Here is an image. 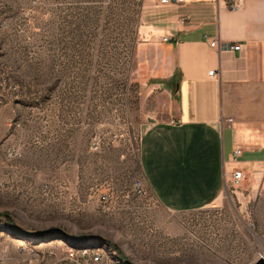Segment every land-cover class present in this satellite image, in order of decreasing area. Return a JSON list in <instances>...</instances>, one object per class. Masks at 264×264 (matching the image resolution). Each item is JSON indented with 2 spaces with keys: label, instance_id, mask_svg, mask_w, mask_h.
I'll return each mask as SVG.
<instances>
[{
  "label": "rangeland",
  "instance_id": "rangeland-1",
  "mask_svg": "<svg viewBox=\"0 0 264 264\" xmlns=\"http://www.w3.org/2000/svg\"><path fill=\"white\" fill-rule=\"evenodd\" d=\"M138 11L136 0H0L6 264L22 263V246L54 244L100 245L120 264L264 261L240 187L229 185L223 209L173 211L146 184L139 148L151 96L134 65Z\"/></svg>",
  "mask_w": 264,
  "mask_h": 264
},
{
  "label": "crops",
  "instance_id": "crops-1",
  "mask_svg": "<svg viewBox=\"0 0 264 264\" xmlns=\"http://www.w3.org/2000/svg\"><path fill=\"white\" fill-rule=\"evenodd\" d=\"M136 1L134 65L151 96L139 148L146 184L167 210L223 209L242 168L235 192L253 198L241 209L264 236V0Z\"/></svg>",
  "mask_w": 264,
  "mask_h": 264
},
{
  "label": "built area",
  "instance_id": "built-area-1",
  "mask_svg": "<svg viewBox=\"0 0 264 264\" xmlns=\"http://www.w3.org/2000/svg\"><path fill=\"white\" fill-rule=\"evenodd\" d=\"M162 2H182L184 0H161ZM243 0H231L229 5L232 8H238L242 5ZM182 21V20H181ZM163 41L171 40L169 36H162ZM217 40L214 39L211 41V45H215ZM242 46L241 43L235 42L231 47L235 49H240ZM210 74H214V69L210 70ZM229 121L232 118H228ZM242 153V147L237 146L233 152V159L236 160L238 156ZM247 178L245 171L242 168H235L231 173V185L235 187H240L244 180ZM135 190L144 194L147 193V187L143 181H137L135 183ZM101 199L107 200V195L102 194ZM38 246H22L23 254L25 257H22V263L19 264H108L107 259L102 255L96 253L95 250L86 249V250H73L64 248L63 245L54 244L47 248H37ZM3 254L7 253V250H2ZM0 264H6L3 256H0Z\"/></svg>",
  "mask_w": 264,
  "mask_h": 264
},
{
  "label": "bare ground",
  "instance_id": "bare-ground-1",
  "mask_svg": "<svg viewBox=\"0 0 264 264\" xmlns=\"http://www.w3.org/2000/svg\"><path fill=\"white\" fill-rule=\"evenodd\" d=\"M68 249H73V250H86V249H92L95 250L96 253L102 255L105 259H107L108 264L111 263V255L109 254L108 250L100 245L97 246H73V245H69L67 247ZM116 264H120L118 261H115Z\"/></svg>",
  "mask_w": 264,
  "mask_h": 264
},
{
  "label": "water",
  "instance_id": "water-1",
  "mask_svg": "<svg viewBox=\"0 0 264 264\" xmlns=\"http://www.w3.org/2000/svg\"><path fill=\"white\" fill-rule=\"evenodd\" d=\"M260 264H264V261H262Z\"/></svg>",
  "mask_w": 264,
  "mask_h": 264
}]
</instances>
